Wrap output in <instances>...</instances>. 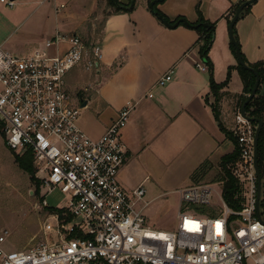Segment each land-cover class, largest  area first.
<instances>
[{
    "label": "built area",
    "instance_id": "1",
    "mask_svg": "<svg viewBox=\"0 0 264 264\" xmlns=\"http://www.w3.org/2000/svg\"><path fill=\"white\" fill-rule=\"evenodd\" d=\"M0 3L13 7L16 2ZM84 60L87 70L98 69L101 47L89 49L75 34L58 33L27 55L0 46V131L5 144L13 152L31 153L46 195L59 190L68 196L64 207L50 210L41 241L31 248L5 252L1 245L10 233L4 230L0 264H247L250 259L264 264V222L255 213L256 129L251 122L239 112L233 131L240 156L232 172L241 185H248L242 209L232 210L220 193L221 211L216 212L215 184H192L178 191L175 231L155 230L137 208L145 189L128 192L118 181L127 159L122 132L136 103L126 104L98 140L88 137L78 125L81 109L66 84L67 75ZM196 66L207 71L205 64ZM172 79L169 71L156 87Z\"/></svg>",
    "mask_w": 264,
    "mask_h": 264
},
{
    "label": "crops",
    "instance_id": "2",
    "mask_svg": "<svg viewBox=\"0 0 264 264\" xmlns=\"http://www.w3.org/2000/svg\"><path fill=\"white\" fill-rule=\"evenodd\" d=\"M102 1L107 4V0ZM152 1L135 0L130 12L109 13L98 42L102 50L98 69L88 72L81 66L74 68L79 82L88 84L92 91L84 99L78 97L80 90L74 92L81 109L78 125L91 139L98 140L126 104L136 103L122 132L127 159L118 181L128 192L143 187L147 204L205 180L215 165L219 167L222 157L234 150L215 119L208 72L196 66L204 64L197 51L198 32L184 24L166 26L152 13ZM241 2L164 0L157 6L170 23L182 18L195 24L202 15L215 24L209 53L215 81L223 83L228 69L234 68L229 84L220 91L219 120L229 131L234 130L241 109L239 98L244 95L236 70L238 59L230 48L228 23L232 9ZM96 4L98 0H74V17L61 19L64 31L81 29L86 17L98 8ZM235 32L247 62L264 61V0L251 4L250 11L239 18ZM169 71L172 81L156 87L158 79ZM261 91L264 93V87ZM89 110L96 115L98 133L87 132L83 126L81 114ZM205 162L211 169L198 181L192 175ZM261 215L264 220L262 210Z\"/></svg>",
    "mask_w": 264,
    "mask_h": 264
},
{
    "label": "rangeland",
    "instance_id": "3",
    "mask_svg": "<svg viewBox=\"0 0 264 264\" xmlns=\"http://www.w3.org/2000/svg\"><path fill=\"white\" fill-rule=\"evenodd\" d=\"M96 5L98 8L86 17L87 20L81 29L64 31L62 26L64 22L61 19L74 17V0H17L13 7L0 3V46L19 55H27L31 50L40 47L48 39L60 33L79 36L91 49L98 45L106 16L114 11V8L109 5V0H107V4L98 0ZM86 65L87 62L84 60L79 66L88 72L96 71L87 70ZM67 76L70 93L74 94L80 90L78 97L84 99L87 94L92 92L88 84L79 82L78 74L74 69ZM237 81L240 82V78H237ZM237 86H240V83H237ZM92 112L89 110L81 114L83 126L87 132L98 133L100 126L95 124L96 115ZM251 126L255 129L257 127L252 124ZM236 128L237 125H235L234 130ZM26 155V152L10 150L5 144V138L0 134V235L4 230L10 233L7 240L1 245L8 253L31 248L40 242L42 226L50 210L62 208L67 204L68 196L59 190L46 195V187L37 177L36 172L35 177L41 181V187L39 192L35 191L30 175L22 170L19 163L15 161V156L25 158ZM30 156L33 161V156ZM220 174L221 169L215 165L205 180L193 183V185L215 184L214 188L218 195H215L216 200L213 209L216 212L221 211L219 194L222 192V185L216 182V177ZM262 181L261 200L264 203V179ZM244 184L245 187L241 185L242 197L243 202L245 199L247 202L248 185L247 183ZM44 201H47L48 205L45 206ZM178 204L179 195L177 194L148 204L147 201L143 200L138 203L137 208L143 210L148 221L147 224L151 228L161 231H175ZM261 210L264 212V206ZM247 264H254L253 259H250Z\"/></svg>",
    "mask_w": 264,
    "mask_h": 264
},
{
    "label": "trees",
    "instance_id": "4",
    "mask_svg": "<svg viewBox=\"0 0 264 264\" xmlns=\"http://www.w3.org/2000/svg\"><path fill=\"white\" fill-rule=\"evenodd\" d=\"M125 2H119L118 0H109V5L114 8L115 13L120 12H130L131 9L135 6V0H125ZM164 0H153L154 2V8L151 9L152 13L162 22L163 20H169L166 18L164 14L160 12V10L157 8L158 4ZM247 0H242L240 4L235 6L231 13L230 17H233L237 8L239 5L244 3ZM131 5H133L131 7ZM251 5L245 7L240 15L243 16L244 14L248 13L250 11ZM151 8V7H150ZM230 17H228V23L230 24ZM179 22L178 25L184 24L188 26L189 28H192L196 30L199 34L198 43H197V51L200 59L203 61V63L207 66V72L209 75V84H210V90L211 94L214 97V103L211 104V107L214 112V116L216 121L218 122V125L220 129L225 134L226 138L232 142L234 145V150L225 156L222 157L219 167L221 169V174L216 177V182L221 183L222 185V199L226 203L228 207H230L232 210L238 211L242 209V188L239 180L233 175L232 167L237 163L239 156H240V149L238 145L237 138L234 136L233 131L227 130L220 122L219 120V108H220V101H221V94L220 91L226 87L231 79V72L234 68L230 67L227 72L226 80L223 83L218 84L214 79V65L211 62L209 58L210 50L214 44V38H215V24L206 21L202 15H199V20L195 24L187 23L184 19L179 18L173 23L175 24ZM185 22V23H184ZM234 35L235 38L240 46V43L238 41V38L236 36L235 27H234ZM231 51L236 55V48L235 45L231 42L230 43ZM244 62L253 68L260 77V86L257 90L256 96L248 103L246 106V114L248 117L253 119H260L263 122V128L260 133L259 143H258V165L259 170L262 176V179H264V93H262V86L264 84V61H260L254 64H249L247 60L245 59L243 55ZM236 70L239 72L242 84H243V93L239 98V107L243 105V103L246 101L248 95L251 94L255 81L256 76L255 74L248 69H244L240 64H238ZM206 103H209L206 100ZM254 126H257L256 122H251ZM0 134L4 137L3 133L0 131ZM31 153L27 152V155L25 158H20L18 156H15V161L19 163V166L22 170L26 171L31 178V181L35 187V191L39 192V189L41 187V181L37 180L35 177V169L33 167V161L32 157L30 156ZM211 169V165L209 162H205L203 165H201L192 175L194 179L203 180L206 175L208 174L209 170ZM264 203L263 200H261L260 207L263 208Z\"/></svg>",
    "mask_w": 264,
    "mask_h": 264
},
{
    "label": "water",
    "instance_id": "5",
    "mask_svg": "<svg viewBox=\"0 0 264 264\" xmlns=\"http://www.w3.org/2000/svg\"><path fill=\"white\" fill-rule=\"evenodd\" d=\"M11 1L12 2H16L17 0H11ZM255 1L256 0H247L244 3H242L241 5H239V7L237 8V10H236V12H235L234 16L232 17V19L230 21V24H229V38H230L231 42L235 45L236 56H237V59H238V63L244 69L251 70L256 76V81H255L254 88H253L251 94L248 95L246 101L241 106L240 115H241L242 118H244L248 122H256L257 123V127H256V130H255V136H254V170H255V176H256V179H257V182H256L255 213H256V216H257L258 220L264 222V220L262 219L261 207H260L261 198H262V186H263L262 182L263 181H262V176H261V173H260V170H259V165H258V143H259L260 133H261L262 128H263V122L260 119H253V118L248 117L247 114H246V111H245L246 106L248 105V103H250V101L256 96L257 90H258V88L260 86V77H259L258 73L253 68H251L250 66H248L244 62L241 48H240V46H239V44H238V42H237V40L235 38V35H234V27L236 26L243 9L245 7L251 5ZM132 6L133 5H131V7ZM150 7H151V9L154 8V2H152L150 4ZM163 23L166 26L170 27V28H175L179 24V22H177L175 24H170L167 20H163Z\"/></svg>",
    "mask_w": 264,
    "mask_h": 264
}]
</instances>
